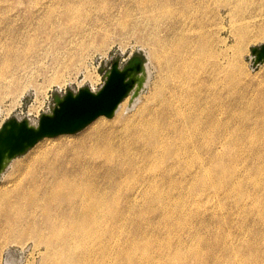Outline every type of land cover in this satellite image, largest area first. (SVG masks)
<instances>
[{
  "label": "rangeland",
  "instance_id": "rangeland-1",
  "mask_svg": "<svg viewBox=\"0 0 264 264\" xmlns=\"http://www.w3.org/2000/svg\"><path fill=\"white\" fill-rule=\"evenodd\" d=\"M49 1L79 3L83 8L81 19L67 23L68 39L73 43L70 41L63 48L71 53L61 56L64 60L59 63L57 74L52 71L49 53L42 56L38 66L17 74L19 87L11 86L9 78L0 83V127L12 117L36 124L42 113L53 108L54 95L62 96L68 90L77 92L82 87L96 91L113 60L118 59L122 66L128 57L137 54L148 64L149 73L146 85L140 83L137 101L126 109L125 118H134L138 108L150 101L153 89L163 85L167 92L172 86L170 64L175 55L189 56L200 42L213 43L212 47L217 52L223 49L224 55L217 57L218 61L209 57L204 66L192 67V75L196 73L197 77L191 75L184 82L195 85L192 98L182 109L197 124V154L208 166V173L193 180L189 192L165 191L149 208L143 206L148 196L123 191L113 221L96 231L98 242L95 238L86 240L87 263L264 264V60L257 62L251 52L252 47L264 44V0H248L241 5L242 19L236 25H250V38L242 46L234 39L231 18L222 0H208L206 17L198 12L197 0ZM59 14L62 12H55L58 17ZM198 14L210 23L202 31L197 27ZM63 17L59 19L65 23ZM81 25L88 32L84 37L76 33ZM220 26L223 28L218 32ZM92 27L99 31L90 39ZM42 48L50 50L52 45L44 41ZM116 116H99L75 133L41 139L8 162L0 176V188L7 183L10 186L34 154L76 139L95 124L119 126ZM127 203L138 206L125 207ZM41 209L35 216L38 226H42ZM50 212L55 211L51 208ZM27 230L13 237L14 241L0 238V264H51L49 257L54 258L53 264L58 263L60 258L46 251L43 239L35 238L34 230ZM39 237L43 238V234Z\"/></svg>",
  "mask_w": 264,
  "mask_h": 264
},
{
  "label": "bare ground",
  "instance_id": "bare-ground-1",
  "mask_svg": "<svg viewBox=\"0 0 264 264\" xmlns=\"http://www.w3.org/2000/svg\"><path fill=\"white\" fill-rule=\"evenodd\" d=\"M197 1L198 12L205 15L208 0ZM247 1H221L228 9L234 39L239 42V46L250 38V25H236L242 19L241 5ZM78 4H53L49 0H0V83L9 78L10 85L15 86L19 80L18 73L38 66L42 56L49 53L53 59L52 71L57 74V67L64 60L61 56L71 53L63 48L64 45L68 47L71 41L68 39L67 23L83 17V8ZM55 12L62 14L58 17ZM200 14L196 21L197 27L202 31L210 23ZM62 16L65 23L59 19ZM222 28L223 26L218 27V32ZM85 31L81 25L76 33L84 37L88 34ZM98 31L94 27L90 28V39ZM44 41L52 45L50 50L42 48ZM220 41L223 42L222 39ZM207 44L211 46L208 47ZM212 44L200 42L197 46L193 45L192 50H187L190 52L189 56L182 53L175 55L171 64L169 63L174 74L172 86L167 92H164L163 85L153 89L155 91H152L150 101L138 108L134 118H125V113L128 106L137 101L140 83L146 85L149 73L146 62L139 73V81L116 108V119L118 123L121 122L119 126L95 124L76 139L44 148L30 157L12 184L7 186V183L0 188V238L14 241L13 237L22 234L26 228L34 230L35 238L43 239L47 244L46 251L60 258L54 264H85L89 261L85 252L86 240L95 238L97 241L99 235L96 231L113 221L120 207L118 197L123 191H138L141 195L148 196L143 205L148 208L165 191L189 192L192 181L208 173V166L203 165L197 154V124L194 125L193 116L182 109V105L192 98L195 85L187 86L184 82L191 78L192 67L202 65L209 57L210 60L221 56L223 58V49L217 52ZM179 63L180 66L177 67ZM16 86L19 87L18 84ZM203 144L205 147V143ZM124 206L133 208L138 205L127 203ZM38 208L43 210L42 226H38L35 221ZM51 208L55 212H50ZM42 234L43 238L39 237ZM99 242H102L101 239ZM52 259L54 260L52 257L48 258L51 264L54 262Z\"/></svg>",
  "mask_w": 264,
  "mask_h": 264
},
{
  "label": "water",
  "instance_id": "water-1",
  "mask_svg": "<svg viewBox=\"0 0 264 264\" xmlns=\"http://www.w3.org/2000/svg\"><path fill=\"white\" fill-rule=\"evenodd\" d=\"M251 52L257 62L264 60V44L252 47ZM144 64V58L137 54L128 57L122 66L115 59L98 90L82 87L77 92L54 95L53 108L42 113L36 124L26 118L4 121L0 127V176L11 159L26 153L41 139L75 133L99 116L112 117L135 81H139Z\"/></svg>",
  "mask_w": 264,
  "mask_h": 264
}]
</instances>
